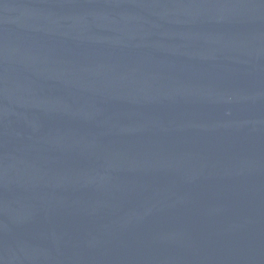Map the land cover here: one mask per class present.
<instances>
[{"label": "water", "instance_id": "water-1", "mask_svg": "<svg viewBox=\"0 0 264 264\" xmlns=\"http://www.w3.org/2000/svg\"><path fill=\"white\" fill-rule=\"evenodd\" d=\"M0 264H264V0H0Z\"/></svg>", "mask_w": 264, "mask_h": 264}]
</instances>
